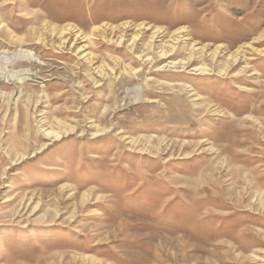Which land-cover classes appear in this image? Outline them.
<instances>
[{"label": "rangeland", "instance_id": "1", "mask_svg": "<svg viewBox=\"0 0 264 264\" xmlns=\"http://www.w3.org/2000/svg\"><path fill=\"white\" fill-rule=\"evenodd\" d=\"M0 264H264V0H0Z\"/></svg>", "mask_w": 264, "mask_h": 264}, {"label": "bare ground", "instance_id": "2", "mask_svg": "<svg viewBox=\"0 0 264 264\" xmlns=\"http://www.w3.org/2000/svg\"><path fill=\"white\" fill-rule=\"evenodd\" d=\"M19 52H20V51H19ZM16 55H18V54H16ZM21 55H22V54H21ZM25 57L28 59L29 56L27 57V55H24L23 58H22V57H21V58L24 60ZM26 58H25V59H26ZM18 59H19V58H18ZM27 59H26V60H27ZM13 60H14V59H13ZM28 60H29V59H28ZM21 62H22V61H21ZM28 63H29V62H28ZM14 74H15V73H14ZM12 80H13V78H12ZM49 135H50V134H49ZM49 135H48V136H49Z\"/></svg>", "mask_w": 264, "mask_h": 264}]
</instances>
